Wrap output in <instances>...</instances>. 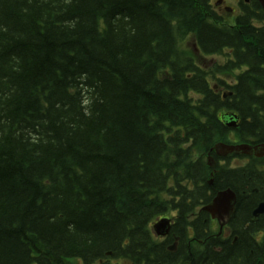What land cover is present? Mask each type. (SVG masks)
I'll return each instance as SVG.
<instances>
[{"label": "trees", "instance_id": "obj_1", "mask_svg": "<svg viewBox=\"0 0 264 264\" xmlns=\"http://www.w3.org/2000/svg\"><path fill=\"white\" fill-rule=\"evenodd\" d=\"M263 21L254 0L233 24L207 0H0V264H264V158L205 164L230 133L264 142ZM224 189L228 238L196 213Z\"/></svg>", "mask_w": 264, "mask_h": 264}, {"label": "water", "instance_id": "obj_2", "mask_svg": "<svg viewBox=\"0 0 264 264\" xmlns=\"http://www.w3.org/2000/svg\"><path fill=\"white\" fill-rule=\"evenodd\" d=\"M260 6L264 10V0H257ZM233 125V124H230ZM216 150H219L223 154L227 152H241L245 154H254L256 156H261L264 152V146L261 148H250L247 146H238V147H226V146H220V148H216ZM211 184V181L209 182ZM233 203H234V194L230 190L221 191L218 192L215 197L212 199V201L204 207L202 210L206 211L210 214V217L213 219H217L218 221L223 220V218H227L229 214L233 210ZM264 211V206L257 207L253 214H259ZM167 226L168 221L167 220H160L155 225L154 228L157 232V234L164 236L167 234Z\"/></svg>", "mask_w": 264, "mask_h": 264}, {"label": "rangeland", "instance_id": "obj_3", "mask_svg": "<svg viewBox=\"0 0 264 264\" xmlns=\"http://www.w3.org/2000/svg\"><path fill=\"white\" fill-rule=\"evenodd\" d=\"M212 1V3L213 2H215L216 0H211ZM224 5H227V6H229V7H235L236 6V2L234 1V2H232V0H226L225 2H224ZM246 161H244V160H235V161H233V164H236V165H234V166H238V165H242V164H244Z\"/></svg>", "mask_w": 264, "mask_h": 264}, {"label": "flooded vegetation", "instance_id": "obj_4", "mask_svg": "<svg viewBox=\"0 0 264 264\" xmlns=\"http://www.w3.org/2000/svg\"><path fill=\"white\" fill-rule=\"evenodd\" d=\"M259 202H264V201H263V200H262V201H258V202L256 203V205H255V206H257V204H258Z\"/></svg>", "mask_w": 264, "mask_h": 264}]
</instances>
